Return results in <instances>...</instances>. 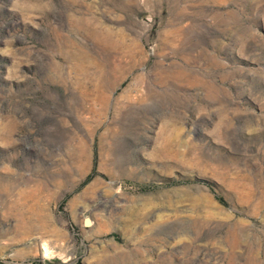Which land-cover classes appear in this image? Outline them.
Wrapping results in <instances>:
<instances>
[{
  "label": "rangeland",
  "instance_id": "374dc122",
  "mask_svg": "<svg viewBox=\"0 0 264 264\" xmlns=\"http://www.w3.org/2000/svg\"><path fill=\"white\" fill-rule=\"evenodd\" d=\"M0 264H264V0H0Z\"/></svg>",
  "mask_w": 264,
  "mask_h": 264
},
{
  "label": "water",
  "instance_id": "95a60500",
  "mask_svg": "<svg viewBox=\"0 0 264 264\" xmlns=\"http://www.w3.org/2000/svg\"><path fill=\"white\" fill-rule=\"evenodd\" d=\"M91 225V221H90V219L89 218H85L84 219V226L85 227H89Z\"/></svg>",
  "mask_w": 264,
  "mask_h": 264
},
{
  "label": "trees",
  "instance_id": "16d2710c",
  "mask_svg": "<svg viewBox=\"0 0 264 264\" xmlns=\"http://www.w3.org/2000/svg\"><path fill=\"white\" fill-rule=\"evenodd\" d=\"M220 202H222L220 199H218ZM223 203V202H222Z\"/></svg>",
  "mask_w": 264,
  "mask_h": 264
}]
</instances>
